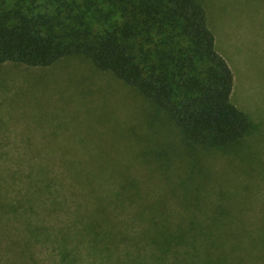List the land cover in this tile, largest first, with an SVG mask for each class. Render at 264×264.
<instances>
[{"label": "rangeland", "instance_id": "1", "mask_svg": "<svg viewBox=\"0 0 264 264\" xmlns=\"http://www.w3.org/2000/svg\"><path fill=\"white\" fill-rule=\"evenodd\" d=\"M196 1L206 9L216 50L233 70V102L255 125L235 149L188 143L165 112L84 57L49 67L0 64V174L11 188L8 201L28 188L29 179L15 182L14 175L41 164L84 186L77 195L92 203L126 200V206L107 208L116 215L111 232L117 236L128 227L119 222L124 215L138 214L140 223L126 230L125 240L100 242L98 232L85 229L92 241L68 243L65 264H264V0ZM41 3L0 0V17L9 10L37 12ZM78 178L83 184L73 181ZM52 195V187L34 194V210L18 204L20 214L3 212V223L23 227L26 215L46 226L68 223V208H56ZM149 212L170 216L152 231L183 237L165 242L170 246L163 255L144 238ZM42 231L51 238L65 233ZM32 243L35 259L61 264L48 240Z\"/></svg>", "mask_w": 264, "mask_h": 264}, {"label": "trees", "instance_id": "2", "mask_svg": "<svg viewBox=\"0 0 264 264\" xmlns=\"http://www.w3.org/2000/svg\"><path fill=\"white\" fill-rule=\"evenodd\" d=\"M35 1H42L37 12L9 10L0 17V64L49 67L67 57H84L99 71L109 72L138 90L170 117L188 143L206 149H235L255 130L250 117L233 102V70L216 50L206 9L196 0ZM15 11L18 13L11 16ZM56 168L37 164L28 166L25 174L16 173L12 181L29 179L27 193L21 189L22 197L16 202L8 201L11 188L7 176L0 174V264H45L32 252V240L40 239L48 240L65 264L72 252L68 243L92 241L85 229L95 230L100 242L108 243L122 235L125 240L126 230L140 223L138 214L124 215L119 222L128 227L117 236L111 232L118 223L116 215L107 208L126 206V200H85L83 193L77 195L84 186L67 183L64 171L57 176ZM79 173L83 175L82 170ZM79 180L73 181L83 184ZM88 183L94 190L95 184ZM51 187L55 193L50 196L52 204L68 208V223L46 226L44 219L28 215L20 228L3 223V212L19 213L18 204L26 212L34 210L31 197L43 195ZM169 217L149 212L145 219L149 227L144 238L156 245L160 255L169 250L170 243L165 242L183 238L151 230L164 226ZM42 228L65 233L51 238Z\"/></svg>", "mask_w": 264, "mask_h": 264}]
</instances>
